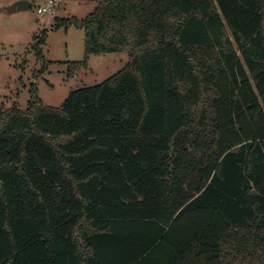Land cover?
<instances>
[{"label":"trees","instance_id":"trees-1","mask_svg":"<svg viewBox=\"0 0 264 264\" xmlns=\"http://www.w3.org/2000/svg\"><path fill=\"white\" fill-rule=\"evenodd\" d=\"M71 25L83 64L131 60L0 109V264H264V0H100Z\"/></svg>","mask_w":264,"mask_h":264},{"label":"rangeland","instance_id":"rangeland-1","mask_svg":"<svg viewBox=\"0 0 264 264\" xmlns=\"http://www.w3.org/2000/svg\"><path fill=\"white\" fill-rule=\"evenodd\" d=\"M99 1L55 0L51 11L39 13L47 0H32L29 9L17 11L9 10L15 0H0V109L27 108L33 84L45 105L59 107L72 91L99 84L130 62L129 55L115 52L91 54L83 64L84 29H55L56 17L84 19ZM45 30V43H39Z\"/></svg>","mask_w":264,"mask_h":264},{"label":"water","instance_id":"water-1","mask_svg":"<svg viewBox=\"0 0 264 264\" xmlns=\"http://www.w3.org/2000/svg\"><path fill=\"white\" fill-rule=\"evenodd\" d=\"M33 2L31 0H17L14 2L10 7V11H17V10H26L32 6ZM135 62V58L133 59V63Z\"/></svg>","mask_w":264,"mask_h":264},{"label":"built area","instance_id":"built-area-1","mask_svg":"<svg viewBox=\"0 0 264 264\" xmlns=\"http://www.w3.org/2000/svg\"><path fill=\"white\" fill-rule=\"evenodd\" d=\"M55 5V0H47V3L45 5L38 7L39 13L49 12L53 9Z\"/></svg>","mask_w":264,"mask_h":264},{"label":"crops","instance_id":"crops-1","mask_svg":"<svg viewBox=\"0 0 264 264\" xmlns=\"http://www.w3.org/2000/svg\"><path fill=\"white\" fill-rule=\"evenodd\" d=\"M15 1H17V0H15ZM32 1V0H31Z\"/></svg>","mask_w":264,"mask_h":264}]
</instances>
